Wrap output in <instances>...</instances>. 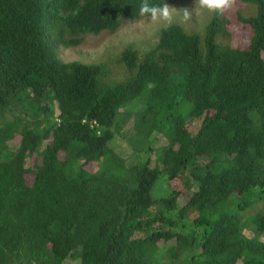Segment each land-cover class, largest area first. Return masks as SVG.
I'll return each mask as SVG.
<instances>
[{
	"label": "trees",
	"instance_id": "1",
	"mask_svg": "<svg viewBox=\"0 0 264 264\" xmlns=\"http://www.w3.org/2000/svg\"><path fill=\"white\" fill-rule=\"evenodd\" d=\"M239 1L256 9L236 14L246 48L218 42L231 20L212 13L204 37L172 24L141 62L125 48L132 77L109 84L103 64L60 49L150 16L145 0H0V264H161L157 244L175 237L172 255L196 250L188 264H264V0ZM139 101L131 163L110 143ZM155 151L163 167L141 160ZM163 172L193 179L182 206V183L153 198ZM188 216L190 230L174 231Z\"/></svg>",
	"mask_w": 264,
	"mask_h": 264
},
{
	"label": "rangeland",
	"instance_id": "2",
	"mask_svg": "<svg viewBox=\"0 0 264 264\" xmlns=\"http://www.w3.org/2000/svg\"><path fill=\"white\" fill-rule=\"evenodd\" d=\"M169 17L167 19L158 18L153 21L151 16L144 17L139 20L123 19L121 26L116 32L104 31L99 35H86L81 45L77 47L60 49V56L65 62L72 61H88L99 62L106 68L107 74L104 81L109 84L116 82H125L132 77L131 72L127 67L119 62L122 52L128 46H133L138 51L139 62H141L146 53L154 49L158 43L159 32L163 27L178 24L183 26L187 32L196 33L204 37L205 27L212 17L205 9H200L196 6V0H178L168 6ZM224 15L228 16L231 20L229 26L230 35L227 37L220 36L218 42L228 44L235 48H246L251 40L252 31L250 28H245L238 22L236 14L242 12L245 14H255L256 9L247 5H243L239 0H230L229 6L223 10ZM142 107L141 101L130 107L129 117L120 123L121 129H117L115 139L110 143L120 155L126 158L128 162L137 161L133 155V148L127 141L128 132L134 126V117L139 108ZM18 110L13 109L6 113V119L12 120L17 116ZM201 125L200 121H193L188 125L190 129L195 131ZM153 146L156 151L161 145L166 143V137L160 134H155L153 137ZM147 145L143 144V149L146 150ZM141 155V160L145 161L149 158L153 161L154 167H163L162 162L157 161L158 153ZM32 160V159H31ZM31 160L29 159L30 163ZM101 167L98 161H92L86 165L90 171H96ZM30 176V175H27ZM183 189V194L180 200V206L186 203L192 195V189L188 188V184L194 181L190 175H184L180 180H169L166 174L161 173L160 178L157 180L152 189V196L154 199L168 197L172 191L180 186ZM263 204V203H262ZM252 212L246 219H250ZM181 226H173L174 231L185 232L191 228V218L188 216L184 219V224ZM156 225L150 229H144L136 233V237H142L149 234L154 228H160ZM167 228V227H164ZM245 233L248 236H253L254 232L252 227H246ZM264 241V234L261 236ZM158 260L161 264H188L189 257L196 253V250H182L176 256L172 255V250L179 247L177 237L168 241H160L158 244ZM65 264H80V259H68Z\"/></svg>",
	"mask_w": 264,
	"mask_h": 264
},
{
	"label": "clouds",
	"instance_id": "3",
	"mask_svg": "<svg viewBox=\"0 0 264 264\" xmlns=\"http://www.w3.org/2000/svg\"><path fill=\"white\" fill-rule=\"evenodd\" d=\"M230 0H196V6L200 9H205L209 13L221 14L225 8L229 6ZM139 15H150L152 20L158 18L167 19L169 17V9L167 4L161 7L150 6L146 0L139 8Z\"/></svg>",
	"mask_w": 264,
	"mask_h": 264
}]
</instances>
